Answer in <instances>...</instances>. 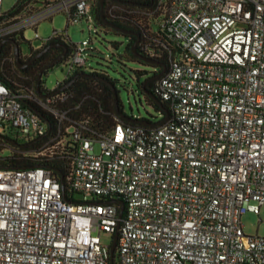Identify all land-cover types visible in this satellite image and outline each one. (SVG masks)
<instances>
[{"label":"built area","instance_id":"1","mask_svg":"<svg viewBox=\"0 0 264 264\" xmlns=\"http://www.w3.org/2000/svg\"><path fill=\"white\" fill-rule=\"evenodd\" d=\"M52 2L0 24V40L73 7V23L95 33L90 0ZM158 5L181 49L158 83L171 118L153 129L118 121L110 136L77 130L68 195L43 166L0 167V264H110L102 234L117 231L118 264H264V237L242 223L264 206V0ZM91 42L74 43L57 86L86 64ZM56 94L14 91L0 78V129L45 136L18 100L63 122L66 112L48 104Z\"/></svg>","mask_w":264,"mask_h":264},{"label":"trees","instance_id":"2","mask_svg":"<svg viewBox=\"0 0 264 264\" xmlns=\"http://www.w3.org/2000/svg\"><path fill=\"white\" fill-rule=\"evenodd\" d=\"M90 3L96 35L102 31H112L128 40L124 54H117V60L120 63L124 59L130 60L150 69H133L131 72L139 91L145 92L143 96L146 103L160 113V119H153L154 116L151 115L149 118L127 115L121 107L119 91L116 86L118 80L111 78L108 72L93 68L88 63V58L91 56L89 54H87L86 64L77 67L74 73L67 80L58 84L56 88L60 89L66 86L75 78L72 84L58 92L48 102L52 108L66 112L63 122H59L57 117L36 101L25 98L18 100L27 111L41 119L46 125L47 134L31 138L10 125L5 128L1 127L4 131L8 130L9 132L6 133L5 131L3 134L0 132V167L43 166L51 171L55 180L61 183L67 195L74 169L77 130L86 136H110L118 121L140 126L144 129H153L171 118V109L168 102L161 97L158 83L159 79L169 71L171 61L181 51L180 46L168 36L163 28V23L167 18V7H160L158 0H104L103 9L102 0H90ZM52 4L53 2L50 0H17L11 10L4 12L0 24H9L16 19L32 16ZM75 8L73 7L69 12L58 11L67 15L68 25L73 23ZM46 18H51V16ZM116 27L131 31L134 34L125 33ZM30 28L36 30V26ZM26 29L20 30L6 39L17 41V37L20 36L25 40L24 31ZM1 42L2 40H0ZM74 43L66 32H55L36 51L43 50L45 45L53 47L30 68L20 71L16 69V63L12 62L10 65L8 61L13 46L3 44L0 54V78L14 91H26L32 86L37 90L40 69L63 54L65 56L58 64H65L75 51ZM134 44H136V52L139 56L134 55L132 49ZM114 46L117 48L119 45L114 43ZM89 50L90 48L87 49V51ZM110 60L112 59L110 58ZM49 70L42 73L40 81L42 95L50 93V90L43 83V76ZM161 73L163 74L160 77L155 78ZM108 82L113 84L117 90L118 103L114 90ZM44 102L47 101L44 100ZM121 113L125 117H122ZM136 120L143 122V124L136 123ZM9 133H13L14 136H9ZM5 138L17 144L14 145ZM6 151H9V154H4ZM112 264H118L117 250H115Z\"/></svg>","mask_w":264,"mask_h":264},{"label":"rangeland","instance_id":"3","mask_svg":"<svg viewBox=\"0 0 264 264\" xmlns=\"http://www.w3.org/2000/svg\"><path fill=\"white\" fill-rule=\"evenodd\" d=\"M16 1L3 0V11L8 12L11 10L15 6ZM55 32H66L71 41L75 43L92 38V43L88 44V49L90 48V50L86 51L87 54L91 55L89 58L86 55L88 63L93 68L108 72L111 78L118 80L116 86L123 111L129 116L149 118L151 115L154 116L153 119H160V113L146 103L131 72L133 69H150L130 60L124 59L122 63L117 60V54H124L125 52L128 41L126 37L115 34L112 31H102L99 35H96L91 32L88 23L85 21L68 25L67 15L64 12H56L51 18H42L38 22L36 30L27 28L24 31L26 41L20 36L17 37L21 55L26 56L32 49H39L43 42L53 36ZM114 43L119 46L116 48ZM8 61L11 65L12 60L9 59ZM67 71L68 68L63 64L54 66L43 76L44 86L49 90H53L57 83L63 80ZM5 131L6 133L9 132L8 130ZM5 131L3 128L0 129L2 134ZM9 136L13 137L14 135L9 133ZM4 154H9V151ZM242 223L246 234L264 237V206L261 208L260 214L245 212L242 215ZM102 238L106 243H111V237L106 233L102 234Z\"/></svg>","mask_w":264,"mask_h":264},{"label":"water","instance_id":"4","mask_svg":"<svg viewBox=\"0 0 264 264\" xmlns=\"http://www.w3.org/2000/svg\"><path fill=\"white\" fill-rule=\"evenodd\" d=\"M103 2H104V0H102V9H103ZM102 14H103V13H102ZM107 23H108V22H107ZM109 24H110V25H113V24H111V23H109ZM113 26H114V25H113ZM116 29L121 30V31H123V32H125V33L134 34V33L131 32V31H127V30H125V29H121V28H119V27H116ZM6 41L12 42V43L14 44V59H15L16 64H17L18 66H21V53H20V47H19V44H18V42H17L16 40H13V39H5V40H3V41L0 43V54H1L2 45H3V43L6 42ZM132 49H133L134 55H135V56H139V54H137V52H136V44L133 45V48H132ZM43 52H44V51H43ZM43 52H42V53H43ZM40 54H41V53H40ZM64 56H65V54L59 56L57 59H55L54 61H52L51 63H49L47 66H45V67L39 72V75H38V80H39V82H38V85H37V92H38L43 98H50V97L53 96L54 94L60 92L61 90H64L67 86L71 85L72 82L74 81L75 78H74L73 80H71L70 82H68V84H67L66 86H64V87H62V88H60V89H58V90H56V91H53V92H51V93H49V94H47V95H42V93H41V90H40V81H41V79H42V73H43V71H45V70H47V69H51L52 67H54L55 65H57V64H58V63L64 58ZM143 59H144V58H143ZM162 74H163V73L157 75L155 78L160 77ZM108 83H109V82H108ZM109 85L112 86V88H113V90H114V93H115V96H116V99H117V103H118V93H117V90H116V88H115V86H114L113 84L109 83ZM120 115H121L122 117H125L123 113H121ZM130 119H134V118H130ZM132 121H134V120H132ZM135 122L138 123V124H143V122L138 121V120H136ZM5 139L8 140V141H10V142H11L12 144H14V145L17 144L16 142L11 141V140H9V139H7V138H5ZM62 191H63V193H65V189H64L63 186H62ZM110 202H111V203H118V204L121 205L120 217H122L123 212H124V205H125V204H124V201H121V200H114V201H110ZM118 236H119V232L117 231V232L115 233V235L113 236V238L111 239V244H110V252H111L110 260H111V264L113 263L114 254H115V250H116V245H117V241H118Z\"/></svg>","mask_w":264,"mask_h":264},{"label":"flooded vegetation","instance_id":"5","mask_svg":"<svg viewBox=\"0 0 264 264\" xmlns=\"http://www.w3.org/2000/svg\"><path fill=\"white\" fill-rule=\"evenodd\" d=\"M57 1V0H56ZM5 40V39H4ZM17 42H18V40H17ZM3 44H11L12 46H13V49H14V44L12 43V42H9V41H6V42H4ZM18 44H19V42H18ZM53 46H50V45H45V47H44V49L43 50H41V51H36L35 49H32L31 50V52L28 54V55H26V56H22L21 55V66H16V69L17 70H23V69H28V68H30L39 58H41L45 53H47V51L49 50V49H51ZM44 51V52H43ZM43 52V53H42ZM41 53V54H40ZM51 63V62H50ZM49 64V63H48ZM47 64V65H48ZM47 65H45V66H47ZM44 66V67H45ZM44 67H42L41 69H40V71L44 68ZM47 70H49V69H47ZM47 70H45V71H47ZM39 71V72H40ZM45 71H43V72H45ZM142 94H145V92H143Z\"/></svg>","mask_w":264,"mask_h":264},{"label":"crops","instance_id":"6","mask_svg":"<svg viewBox=\"0 0 264 264\" xmlns=\"http://www.w3.org/2000/svg\"><path fill=\"white\" fill-rule=\"evenodd\" d=\"M50 1H55V0H50ZM11 58L14 57V52L12 51L10 54Z\"/></svg>","mask_w":264,"mask_h":264},{"label":"clouds","instance_id":"7","mask_svg":"<svg viewBox=\"0 0 264 264\" xmlns=\"http://www.w3.org/2000/svg\"><path fill=\"white\" fill-rule=\"evenodd\" d=\"M3 41V40H2ZM13 51H14V49H13ZM15 60V59H14ZM16 63V62H15ZM58 65V64H57ZM58 90V89H57Z\"/></svg>","mask_w":264,"mask_h":264}]
</instances>
